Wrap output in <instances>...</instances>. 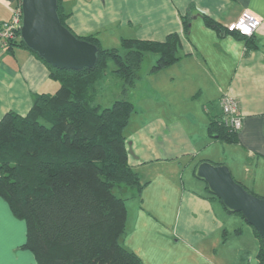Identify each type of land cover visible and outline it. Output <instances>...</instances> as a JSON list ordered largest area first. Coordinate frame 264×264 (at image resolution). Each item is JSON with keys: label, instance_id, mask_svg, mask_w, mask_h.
I'll return each instance as SVG.
<instances>
[{"label": "crops", "instance_id": "1", "mask_svg": "<svg viewBox=\"0 0 264 264\" xmlns=\"http://www.w3.org/2000/svg\"><path fill=\"white\" fill-rule=\"evenodd\" d=\"M15 2L0 0V24L11 18ZM61 5L68 15L65 22L71 31L81 36L95 34L103 48L118 46L121 39L128 37L164 41L167 35L176 33L180 38V59L146 78L152 98L147 97L144 102L150 103L152 109L146 111L153 115L125 134L128 164L147 183L142 201L145 193L153 208H174L178 200L177 185L181 189L183 182L172 180L160 189V196L157 192L153 194L154 179L148 177L151 174L146 173V168L169 163L176 170L181 167V160L185 161L183 172L189 170L192 174L200 161L226 165L235 181L248 192L264 198V0H62ZM243 10H250L262 19L249 38L225 29ZM205 18L214 25H207ZM57 88V82L49 77L48 68L37 56L17 46L7 50L0 40V119L8 112L25 115L36 94H53ZM224 94L236 100L242 117V127L234 143L211 136L208 131L211 121L223 119L220 98ZM200 182L206 189L204 182ZM183 197L181 191L179 203ZM202 198L208 201L204 205L212 228L196 233L218 237L221 246H225L230 234L227 229L230 213L218 201L209 199V194L203 193ZM129 200L138 213L137 223L148 224L149 220H144L138 209L142 202L136 198ZM180 215L181 208L174 217L171 236H178ZM0 222L3 226L0 261L34 264L33 254L22 248L26 242V224L12 215L1 198ZM223 231L226 239L221 242ZM231 231L240 237V231ZM136 237L127 235L124 245L143 264H188V255L183 254L195 253L142 248L141 239L137 243ZM218 253L219 250L212 249L209 256L219 264H227L221 262ZM237 263L235 257L230 264Z\"/></svg>", "mask_w": 264, "mask_h": 264}, {"label": "trees", "instance_id": "2", "mask_svg": "<svg viewBox=\"0 0 264 264\" xmlns=\"http://www.w3.org/2000/svg\"><path fill=\"white\" fill-rule=\"evenodd\" d=\"M61 3L57 0V15L70 30ZM78 38L97 47L91 69L50 66L23 44L19 31L14 40L4 42L7 50L17 46L37 56L58 88L53 94H36L25 115L8 112L0 119V198L25 222L22 248L33 254L34 264H143L120 241L126 233V202L141 199L147 185L128 164L124 132L134 106L125 96L140 78L146 54H157L150 72L160 71L180 59L181 41L176 33L164 41L124 38L121 54L100 47L95 34ZM111 62V73L122 81L123 99L101 108L94 93ZM208 131L236 142L237 133L227 131L222 121H211ZM115 188L127 197L116 195ZM209 199L220 203L211 194ZM251 230L258 242L255 264H264V240ZM222 235L225 240L226 231Z\"/></svg>", "mask_w": 264, "mask_h": 264}, {"label": "rangeland", "instance_id": "3", "mask_svg": "<svg viewBox=\"0 0 264 264\" xmlns=\"http://www.w3.org/2000/svg\"><path fill=\"white\" fill-rule=\"evenodd\" d=\"M72 33L75 36L81 37V35L76 34L73 31ZM110 48H116L120 50L121 54L123 53L120 44L118 46ZM157 58V54H146L144 61L142 62L141 67L138 71V75L140 78L135 82L134 87L129 89L127 95L125 96L128 101H131L133 103L135 113L132 114L129 125L125 129L124 134L127 133L128 135L129 132L133 131L136 126L143 123L149 116L153 115V112L147 113L146 109H152V106L149 102H144V100L147 97L152 98L149 92V85H147L149 79L147 80L146 78L151 74L150 68L154 65ZM114 68V64L112 62L109 63L107 74L105 78H103V80H101L97 84L96 91L94 93V103L100 105L101 108L109 107L114 100L123 99V96L120 93L122 81L111 73ZM159 104H154V106L160 109L161 105ZM137 109H140L138 113H136ZM180 162L181 167L176 170L172 169L169 163H166V165L164 163L157 164L149 167L150 169L146 168V173L151 174V176L148 177L150 179H154L151 189L152 191L154 190L153 194L157 192L160 196L162 193L160 192V189L163 186L165 187V185L170 183L172 180L175 181L177 179V181L183 182V185L181 186V189L177 185L178 200L176 201L173 209L165 208L164 206H161L160 208H153L151 206V201L149 200L148 195L146 196L145 193L143 194V201L142 199H139L142 203L138 207V209L143 215L142 218L144 220H149L148 224L137 223L138 213L137 211H135V209L133 210L132 204L130 200H128L126 204L128 211V221L126 223V233L120 239L121 244L126 247L124 245V239L126 238V236H132V234H135L137 235V243L141 239L139 243L142 245V248L146 246V249L152 248L158 251L170 249L173 251L188 250L195 252L183 254L185 256L188 255V264H203V262L205 261H208L210 264H219L209 256V253L212 249L219 250L218 256L221 258L222 263L230 264L236 257V260L238 261L237 264H255V255L257 252L258 242L253 235L251 227L240 217V215L236 213L227 214V216L229 217V219L227 220V229L230 234L227 233L229 235H227L225 246H221L218 237L215 239L213 237L203 236L202 234L196 233L208 232L212 228V224L208 219V213L206 212L204 205L208 201L202 198L203 193H206L207 195L209 193L200 181H197L195 177L193 178L194 175L192 174V171L185 170L183 172L185 161L181 160ZM174 181L172 183L173 186L176 184ZM180 190L184 192L182 203H179L181 197ZM114 192L119 197H127V194L123 192L122 189L120 190L118 188H115ZM180 208L181 215L178 225V236H171L172 230L174 228V217L178 215ZM211 211L213 212V210ZM233 229L240 231V237L234 236V234H232L235 232L231 231ZM143 230H146L147 233H144ZM180 236L184 237V240L180 238ZM181 239L183 241H181ZM220 239L222 242L223 235H221ZM222 250H226V252H220ZM197 255L200 256L199 259H196L194 257Z\"/></svg>", "mask_w": 264, "mask_h": 264}, {"label": "water", "instance_id": "4", "mask_svg": "<svg viewBox=\"0 0 264 264\" xmlns=\"http://www.w3.org/2000/svg\"><path fill=\"white\" fill-rule=\"evenodd\" d=\"M19 28L23 44L40 59L58 69H91L97 61V47L79 39L63 26L57 15V0H21ZM194 177L204 182L209 194L231 213H240L264 240V199L249 193L236 182L226 165L199 163Z\"/></svg>", "mask_w": 264, "mask_h": 264}, {"label": "built area", "instance_id": "5", "mask_svg": "<svg viewBox=\"0 0 264 264\" xmlns=\"http://www.w3.org/2000/svg\"><path fill=\"white\" fill-rule=\"evenodd\" d=\"M11 18L0 24V40L3 42L14 40L17 37L22 19L21 0H16L12 8ZM262 19L250 10H243L238 18L226 24L229 33L249 38L260 27ZM220 107L223 115L222 125L227 131L237 133L242 127V117L239 113L236 100L229 94L220 98Z\"/></svg>", "mask_w": 264, "mask_h": 264}, {"label": "snow or ice", "instance_id": "6", "mask_svg": "<svg viewBox=\"0 0 264 264\" xmlns=\"http://www.w3.org/2000/svg\"><path fill=\"white\" fill-rule=\"evenodd\" d=\"M2 231H3V226H2V222H0V235H2ZM0 264H4V262L0 261Z\"/></svg>", "mask_w": 264, "mask_h": 264}]
</instances>
